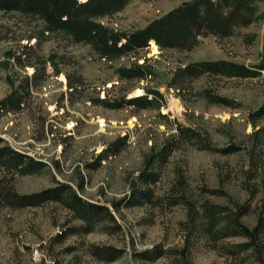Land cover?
Masks as SVG:
<instances>
[{
	"label": "rangeland",
	"instance_id": "rangeland-1",
	"mask_svg": "<svg viewBox=\"0 0 264 264\" xmlns=\"http://www.w3.org/2000/svg\"><path fill=\"white\" fill-rule=\"evenodd\" d=\"M185 1L131 0L100 21L127 33ZM258 9L260 17L232 36H200L189 50L161 48L155 41L154 48L151 40L137 56L109 59L90 44L51 30L36 14L0 10V99L28 80L38 83L21 110L0 115L1 145L45 163L36 173L8 174L7 185L31 194L56 185V180L68 183L84 198L110 206L119 224L115 228L108 221L84 232V222L61 202L16 207L0 197V264H264V239L258 258L240 250L247 239L243 236L220 241L195 232L186 257L178 255L187 243L185 198L197 204L198 214L205 203L229 207L222 219L246 204L250 209L242 220L250 227L257 223L264 202V116L254 118L252 113L264 106V72L255 77L204 73L185 78L182 89L170 85L179 67L196 61L259 63L264 1ZM137 58L148 76L122 78L120 68L134 65ZM69 79L77 83L72 88ZM147 89L160 91V104L108 107L100 102L143 95ZM180 124L197 130L215 148L238 150H208L195 140L173 137L178 148L156 165L159 179L142 184L151 189L149 201L115 210L112 201L131 194L151 145H163L169 134L179 133ZM116 142L119 152L99 160ZM235 248L234 253L228 250Z\"/></svg>",
	"mask_w": 264,
	"mask_h": 264
},
{
	"label": "trees",
	"instance_id": "trees-1",
	"mask_svg": "<svg viewBox=\"0 0 264 264\" xmlns=\"http://www.w3.org/2000/svg\"><path fill=\"white\" fill-rule=\"evenodd\" d=\"M131 0H0V10L19 9L41 17L51 30L63 31L74 41L90 44L100 55L106 58H118L123 55L137 56L138 52L149 46L154 40L161 48L192 49L199 41L200 36L215 35L225 38L235 34L238 28L246 27L255 22L259 17L258 3L264 0H188L179 6L169 10L165 14L153 19L145 27L127 33H121L100 21L104 16H110L127 5ZM264 72V46L259 63L248 66L244 63L234 62L228 59L201 60L188 63L179 67L171 77V86L184 88L185 78H197L204 73L211 75L221 74L230 77H255ZM119 74L126 79H142L149 74L148 69L138 63L121 67ZM36 75V71L35 74ZM69 79V87L75 86ZM15 88L9 95L0 99V115L21 110L24 98L30 94L38 83L33 85L30 80L27 85ZM24 88V89H23ZM150 95H152L150 97ZM159 90L147 89L146 94L123 98L117 101L108 98L100 99V102L108 107H122L134 105L137 107H149L158 104ZM227 102L226 99H219ZM160 104V103H159ZM164 116V115H163ZM254 118L264 116V106L252 113ZM263 128V127H262ZM179 133H171L163 145L157 147L153 143L149 152L145 155L144 168L135 177L132 183L131 194L125 195L119 200L112 201L115 210L121 206L140 205L149 201L151 189L142 187V184L154 183L159 179L155 171L156 165L168 161L171 152L178 148V143L173 144L171 138L180 140H195L197 146L208 150L221 152H235L238 147L215 148L208 139H203L201 134L191 127L178 125ZM126 139V137H123ZM0 137V197L11 206L40 205L45 201L61 202L68 207L75 218L84 222L81 230L89 232L98 224L102 226L113 222L115 228H119L115 214L110 206L92 201L81 196L76 189L65 182L56 180V185L42 191L31 194H20L7 185L8 174L17 172L31 174L41 171L45 163L34 156L12 148L9 145H1ZM121 145L112 143L98 155L99 160L107 158L109 154L119 152ZM100 162V161H99ZM90 166L93 163H89ZM98 164V163H97ZM94 165V164H93ZM80 189L84 188V180L78 183ZM184 198L185 195H182ZM189 208V217L183 222L187 243L178 253L186 257L185 250L189 248L192 234L207 235V238L224 241L228 237L243 236L247 239L240 244L241 251L254 253L255 256H263L261 240L264 239V202L257 223L250 227L245 224L242 217L247 214L250 207L246 204L237 206V211L222 219L229 207L205 203L202 205V213L198 214L197 204L189 199H183ZM180 201V199L176 200ZM202 216L203 222L198 219ZM108 231L107 229H105ZM232 253L239 249H228Z\"/></svg>",
	"mask_w": 264,
	"mask_h": 264
},
{
	"label": "bare ground",
	"instance_id": "bare-ground-1",
	"mask_svg": "<svg viewBox=\"0 0 264 264\" xmlns=\"http://www.w3.org/2000/svg\"><path fill=\"white\" fill-rule=\"evenodd\" d=\"M152 43H154V40H152ZM156 44L154 43V48H156ZM139 92H141V90H139Z\"/></svg>",
	"mask_w": 264,
	"mask_h": 264
}]
</instances>
